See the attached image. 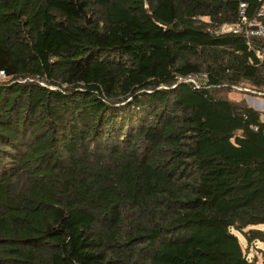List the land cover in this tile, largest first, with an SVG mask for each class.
Returning a JSON list of instances; mask_svg holds the SVG:
<instances>
[{
	"label": "trees",
	"instance_id": "16d2710c",
	"mask_svg": "<svg viewBox=\"0 0 264 264\" xmlns=\"http://www.w3.org/2000/svg\"><path fill=\"white\" fill-rule=\"evenodd\" d=\"M240 2L0 0V264H256L264 111L227 92L264 94V39L218 31Z\"/></svg>",
	"mask_w": 264,
	"mask_h": 264
},
{
	"label": "built area",
	"instance_id": "2783aa9c",
	"mask_svg": "<svg viewBox=\"0 0 264 264\" xmlns=\"http://www.w3.org/2000/svg\"><path fill=\"white\" fill-rule=\"evenodd\" d=\"M258 1V7L249 14L247 13L248 4L240 2L237 21L222 24L218 31L220 33L243 34L247 39L252 37L264 39V0ZM259 55L264 57V49L259 51ZM0 76H7L4 70H0ZM192 76L188 79L196 83L197 81Z\"/></svg>",
	"mask_w": 264,
	"mask_h": 264
},
{
	"label": "rangeland",
	"instance_id": "374dc122",
	"mask_svg": "<svg viewBox=\"0 0 264 264\" xmlns=\"http://www.w3.org/2000/svg\"><path fill=\"white\" fill-rule=\"evenodd\" d=\"M194 80L197 79L196 76H192ZM8 79V76H0V80ZM197 81V80H196ZM264 93V91H262ZM230 98L234 99H244L248 104L264 111V94H260L259 91L251 89L246 85L235 86L234 88L228 90L227 92ZM264 116V114H263ZM254 227L264 228V224H256ZM239 239L243 247H246V240L244 236L238 232ZM248 248V247H247ZM248 255L256 256V264H264V242L255 241L249 246Z\"/></svg>",
	"mask_w": 264,
	"mask_h": 264
},
{
	"label": "crops",
	"instance_id": "0c3cea01",
	"mask_svg": "<svg viewBox=\"0 0 264 264\" xmlns=\"http://www.w3.org/2000/svg\"><path fill=\"white\" fill-rule=\"evenodd\" d=\"M264 117V116H263Z\"/></svg>",
	"mask_w": 264,
	"mask_h": 264
}]
</instances>
